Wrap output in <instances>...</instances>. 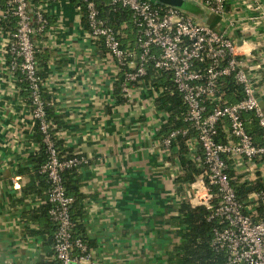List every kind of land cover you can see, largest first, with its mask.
<instances>
[{
  "label": "crops",
  "instance_id": "crops-1",
  "mask_svg": "<svg viewBox=\"0 0 264 264\" xmlns=\"http://www.w3.org/2000/svg\"><path fill=\"white\" fill-rule=\"evenodd\" d=\"M200 2H189L195 18L204 16ZM47 10L52 41L42 48L50 53L43 88L61 121L56 136L88 161L79 171L82 225L92 243L85 264H176L185 197L174 176L177 165L183 171L177 139L167 156L161 141L168 134H158L167 119L142 82L119 102L114 87L120 69L89 39L77 6L60 0ZM209 25L235 42L257 79L264 109V0H225V15ZM2 40L0 35V264H55L49 228L30 219L43 201L29 191L39 146L27 138L30 109L8 73ZM183 157L197 163L188 150ZM239 173L243 182L249 177Z\"/></svg>",
  "mask_w": 264,
  "mask_h": 264
},
{
  "label": "built area",
  "instance_id": "built-area-1",
  "mask_svg": "<svg viewBox=\"0 0 264 264\" xmlns=\"http://www.w3.org/2000/svg\"><path fill=\"white\" fill-rule=\"evenodd\" d=\"M58 1L0 0V35L10 56L8 73L14 79L16 74L21 75L19 79L28 84L31 124L38 122L46 146L47 159L38 173L49 183L42 203L48 204V219L54 227L52 247L56 264H85L90 257L89 247L73 235V198L65 193L62 173L82 168L88 161L79 155H59L53 141L55 125L47 119L41 98L43 85L36 58L47 40L52 41L47 7ZM79 1L84 7L89 39L102 45L108 59L120 71L125 69L121 83L124 96L138 81L143 83L149 66L170 75L186 110V128L171 131L161 142L168 156L173 142L182 136L190 160L205 167L193 183L182 185V189L184 201L192 208H205L206 220L215 223L211 248L225 253L226 264H264V189L241 201L231 184L234 178L228 174L231 166L235 174L241 170L247 173L249 179L245 176L244 182H264V146L253 143L241 118L244 113H253L264 128L257 79L245 65L246 59L237 55L233 39L204 21L210 15H225V0H201L198 5L204 16L199 18L152 0H106L111 6L131 12L135 50L121 47V33L100 17L95 0ZM77 10L81 12V7L77 6ZM228 76L234 78L243 94L240 101L232 104L223 100L219 87L220 80ZM146 90L150 102L163 92L155 91L149 83ZM161 113L167 119L168 114ZM219 126L224 141H218ZM175 170L174 176L182 172L178 165Z\"/></svg>",
  "mask_w": 264,
  "mask_h": 264
},
{
  "label": "trees",
  "instance_id": "trees-1",
  "mask_svg": "<svg viewBox=\"0 0 264 264\" xmlns=\"http://www.w3.org/2000/svg\"><path fill=\"white\" fill-rule=\"evenodd\" d=\"M69 2L74 4L75 7H81L83 25L86 27L84 7L82 3L79 0H69ZM95 4L100 17L104 19L114 30L121 33V47L126 50H135L136 31L132 24L131 12L118 5L111 6L106 0H95ZM193 8L194 6L188 2L187 8L183 10L193 14ZM49 55L50 53L47 49L39 51L36 55L39 67L38 76L41 79L42 85L48 72L47 60ZM9 57H7L8 60ZM8 60L6 65H8ZM124 71L125 69L120 71L121 73L119 74L114 87V93L119 102L123 101L120 96L122 94L121 83L124 78ZM20 77L21 75L16 74V86L19 87L20 93L23 95L26 105L29 106L30 94L28 84L22 78V80L19 79ZM147 83L151 84V87L155 91L162 89L163 92L159 93L158 97L155 99V105L159 110L168 114L167 121L162 125L158 134L166 136L171 131L186 128V124L183 121L186 110L172 85L170 75L156 72L151 66H149L147 75L143 79V85L147 86ZM219 87L223 100L228 104L236 103L242 99V89L232 76L222 78L220 80ZM41 98L44 102V110L47 119L52 120L55 125V129L53 130V141L59 155L64 158H70L74 155L76 156L77 154H73L72 149L67 148L63 141L59 140L56 136V132L62 128L61 121L52 112L51 95L43 87L41 88ZM241 118L244 123V129L251 137L253 143L257 146H264V128L259 125L255 115L253 113H244L241 115ZM218 132L220 134L218 141H224V134L220 126L218 127ZM27 138L39 146L38 151L32 157V163H34V174L31 178L32 185L29 187V191L40 196V198L45 201V191L47 190L49 183L45 176L38 173V169L43 163H45L47 153L46 146L43 143V135L39 130L37 121L34 123L32 131L28 133ZM177 142L179 145L178 154L180 155L183 171L177 177L176 183L179 187H181L182 185L193 183L203 172L205 167L202 163H193L183 157L187 150L184 147V138L182 136L177 137ZM80 170L81 167L78 169L73 168L63 171L62 183L66 195L73 198V203L70 207V217L74 223L73 235L75 238H81L87 246L90 247L92 246V243L87 240L85 229L82 225V219L84 216V207L82 202L84 196L80 191L83 181L82 175L79 173ZM228 174L230 177L234 178L231 181V184L237 194V197L241 201L245 200L250 193L264 189V182L260 179L242 182L241 177L244 174H235V170L231 166L228 170ZM48 208V204L45 202L42 203V205L37 209L31 211L32 218L30 219H41V221L44 222L45 227L49 228V236L52 241L54 227L48 219ZM207 215L208 211H206L205 208H192L187 201H182L178 209L177 217L179 230L176 232V235L179 238V243L176 246L175 253L173 255V259L176 264H226L225 253L223 251H214L211 248L210 242L212 229L215 226V223L208 222L206 220Z\"/></svg>",
  "mask_w": 264,
  "mask_h": 264
},
{
  "label": "water",
  "instance_id": "water-1",
  "mask_svg": "<svg viewBox=\"0 0 264 264\" xmlns=\"http://www.w3.org/2000/svg\"><path fill=\"white\" fill-rule=\"evenodd\" d=\"M155 1L159 4H163V5H167V6H172V7H176V8H180V9H185L187 8L188 2L185 0H152ZM192 11H195V8L192 9ZM214 18V15H210L208 17V19H204V21L209 24L210 21ZM260 102V100H259ZM260 106H262L261 102H260Z\"/></svg>",
  "mask_w": 264,
  "mask_h": 264
},
{
  "label": "rangeland",
  "instance_id": "rangeland-1",
  "mask_svg": "<svg viewBox=\"0 0 264 264\" xmlns=\"http://www.w3.org/2000/svg\"><path fill=\"white\" fill-rule=\"evenodd\" d=\"M212 28H214L213 26H211Z\"/></svg>",
  "mask_w": 264,
  "mask_h": 264
}]
</instances>
